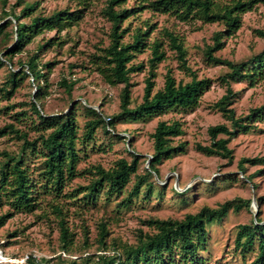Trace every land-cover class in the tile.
<instances>
[{
    "label": "rangeland",
    "instance_id": "374dc122",
    "mask_svg": "<svg viewBox=\"0 0 264 264\" xmlns=\"http://www.w3.org/2000/svg\"><path fill=\"white\" fill-rule=\"evenodd\" d=\"M84 0H0V27L5 26L7 36H0V57L12 47L16 36L11 34L17 23L11 14L20 17V22L30 24L32 17H51L64 10L76 11L84 7ZM83 18L78 24L61 33H40L24 46L22 53L15 55L11 63L0 68V88L10 89L11 72H28L21 64H26L33 56L38 59V69L46 75L42 99L38 106L46 115L67 113L76 107L79 135L85 134L86 124L93 119L84 106L98 111L106 119L121 112L122 85L109 86L95 71L91 60L101 54V49L110 43V23L104 17L106 0L85 1ZM138 0H128L125 7L132 8ZM37 4L32 17L22 16L26 5ZM8 21L12 25L6 27ZM149 21L156 27L150 40H154L159 31L168 29L184 38L187 50L186 70L167 42L163 51L166 58L155 70L154 93L162 90L166 76L171 73L178 84H187L195 74L198 79H210L211 87L200 99L199 106L187 113L169 112L157 116L148 122L118 121L115 133L124 139L108 135L102 128L96 130L94 139L78 145V176L65 184L62 193L43 194L39 207L33 213L12 210L3 200L0 205V218L11 214L0 228V264H68L93 258L102 254L113 255L123 245H136L140 232L155 234L150 220H183L187 215H196L203 208L217 209L228 201L239 200L240 210H230L220 222L208 226V241L197 256L198 264H258L260 253L259 240L249 249H240L236 238L241 225H249L260 218L264 221V166L240 164L243 159L264 158V116L251 122L253 128L232 138L229 148L232 159L208 156L198 149V145L212 144L208 129L226 124L231 126L222 113L214 108L227 91L222 78L230 71L225 65H214L205 56V49L212 45V37L224 27L219 24L182 23L175 18L153 15L144 11L132 22V27L143 26ZM127 26V24L125 25ZM257 31H264V5L245 14L242 26L232 36L225 38L224 49L216 57L234 63L247 62L264 51V38ZM131 39L127 35L124 42ZM51 41V45L46 43ZM151 52L139 54L134 65L142 70L132 75L131 106L134 109L143 103L146 81L150 78ZM50 64V69L46 65ZM74 84L71 94L63 82ZM15 92L8 96L0 95V128L14 125L21 133L28 134L33 141L38 137L40 123L35 116L32 103L37 91V82L32 77L19 80ZM235 93L233 108L238 117L248 116L252 110L264 106V72L255 82H231ZM160 122H180L184 134L174 139V145L185 144L181 154L164 159L160 165L159 178L154 179L151 194L145 189L130 204H124L125 198L136 184L133 176L122 193L110 195L107 189L101 190L96 201L85 199L86 191L95 178L94 167L105 170L115 168L118 161H133L140 157L139 175H144L153 154V139ZM219 138H226L219 136ZM23 142L15 134L0 138V166L7 161V154L21 152ZM42 156L32 154L27 158L32 177L40 180ZM243 167V168H242ZM81 190V191H79ZM180 194H177L176 191ZM186 193L184 194V192ZM79 192V193H78ZM77 193V194H76ZM69 195H76L69 198ZM249 202V207L247 203ZM254 202L256 208H254ZM56 205L62 209V217L56 212ZM61 219H64L69 233L73 235L69 251H64L61 243ZM105 224L108 236L106 246L100 244V227ZM264 224V222L262 223ZM32 260V263L29 261ZM264 264V261L262 262Z\"/></svg>",
    "mask_w": 264,
    "mask_h": 264
},
{
    "label": "trees",
    "instance_id": "16d2710c",
    "mask_svg": "<svg viewBox=\"0 0 264 264\" xmlns=\"http://www.w3.org/2000/svg\"><path fill=\"white\" fill-rule=\"evenodd\" d=\"M84 0L81 5L87 4ZM128 0H106L103 14L110 23V43L108 47L101 49V54L96 55L91 60L95 71L103 78L106 84L112 87L122 85L121 91V112L106 119L94 108L84 106L87 114L92 116L85 126L83 137L79 135V125L76 117V107L72 106L67 113L56 115H46L38 106L43 94L42 79L46 75L38 69V59L33 56L26 64H21L27 68L28 72H11L9 84L10 89H1L0 95H12L17 82L28 77H32L37 82V91L32 103V109L39 120L37 128L38 137L33 141L28 139V134L21 133L14 125L0 128V138L8 134H15L18 140L23 142L21 152L17 155L7 154V161L0 166V205L3 200L9 204L16 213H33L39 207L41 195L56 193L58 196L63 191L65 184L73 181L77 176V165L79 162L78 145L81 142L91 141L97 129L102 128L108 135L116 136L119 140L124 139L115 133L118 121L124 122L143 121L148 122L157 116L173 112L187 113L195 110L200 103L201 97L211 87L210 79H198L193 75V79L187 84H178L176 79L169 73L166 76L165 85L162 90L154 93L155 70L166 58L163 51L167 42L169 48L176 53L178 60L184 69L190 70L187 65V50L184 45V38L168 29L159 31V35L150 40L156 27L149 21L143 26L132 27L135 18L148 11L153 15L167 16L175 18L182 23L219 24L224 27L222 31L216 32L212 45L205 49V56L214 65H225L229 73L222 78L227 86L226 94L214 105V108L222 113L223 117L231 126L226 124L210 127L208 133L211 137L210 146L198 145V149L208 156H218L224 159H232L233 151L229 148L232 138L241 133H248L253 126L251 122L264 116V106L254 109L246 117H238L231 106L235 93L231 88V82H255L257 77L264 72V51L247 62L234 63L223 60L215 56L217 52L224 49L225 38L232 36L242 26V18L245 14L254 11L259 5H264V0H138L139 3L132 7H125ZM37 4L26 5L22 16L32 17ZM59 11L51 17H32L30 24L20 22V17L11 14L12 21L17 23L16 29L11 32L16 36L11 48L0 57V68L8 62L12 64V58L22 53L24 46L31 43L34 36L43 32H57L69 30L82 20L84 10ZM8 21L6 27L12 25ZM127 24V26H125ZM258 35L264 38V31H257ZM129 36V42H124V38ZM0 36H7L5 26L0 27ZM51 41L41 48L51 45ZM151 52L150 78L146 81L143 103L138 107L130 108L132 100V75L142 70L141 65H134L132 62L139 55L146 51ZM1 54V53H0ZM50 64L46 68L50 69ZM69 94H71L74 84L63 82ZM184 131L180 122H160L154 133L153 154L148 167L144 170V175H139L140 157L133 155L134 159L128 162L122 159L117 162L115 168L105 170L101 166L94 167L95 180L84 189L85 199L96 201L101 190L107 189L110 195L120 194L125 187L130 184L133 176L137 181L132 188L130 195L125 198L124 204H130L134 198L140 196L144 188L147 194H151L155 185V177L159 178L158 165L164 159L181 154L185 150V144L174 145V139L183 135ZM224 136L226 138H219ZM42 156V168L40 170V180L44 184L39 186V181L32 177L31 170L27 165V158L30 155ZM254 164L264 166V158L243 159L241 165ZM243 168V167H242ZM81 191V190H79ZM176 191V190H175ZM79 193V192H78ZM177 194H180L176 191ZM186 191L184 192V194ZM77 194V193H76ZM76 195H69L75 198ZM249 207V202L246 205ZM239 200L228 201L217 209L203 208L196 215H187L183 220H150L148 224L155 227V234H144L140 232L136 245H123L114 251L113 255L102 254L95 261L93 258H86L80 263L72 261L68 264H198L197 256L205 247L208 241V226L220 222L230 210L238 211ZM56 212L62 217V209L56 205ZM11 217L7 214L0 218V228L6 220ZM260 218L252 221L249 225H241L236 238V244L240 249H249L259 240L260 253L257 263L264 261V224ZM61 243L64 251H69L72 245V237L66 227L64 219H61ZM100 244L105 248V238L108 231L105 224L100 227ZM32 263V260L29 261Z\"/></svg>",
    "mask_w": 264,
    "mask_h": 264
},
{
    "label": "water",
    "instance_id": "95a60500",
    "mask_svg": "<svg viewBox=\"0 0 264 264\" xmlns=\"http://www.w3.org/2000/svg\"><path fill=\"white\" fill-rule=\"evenodd\" d=\"M150 161L148 162V165H149ZM156 179H158V177L156 176ZM254 208H256V205H255V202H254Z\"/></svg>",
    "mask_w": 264,
    "mask_h": 264
},
{
    "label": "bare ground",
    "instance_id": "6f19581e",
    "mask_svg": "<svg viewBox=\"0 0 264 264\" xmlns=\"http://www.w3.org/2000/svg\"><path fill=\"white\" fill-rule=\"evenodd\" d=\"M1 263V262H0Z\"/></svg>",
    "mask_w": 264,
    "mask_h": 264
}]
</instances>
